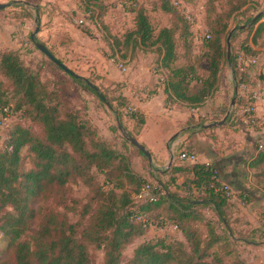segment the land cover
<instances>
[{
    "label": "trees",
    "instance_id": "16d2710c",
    "mask_svg": "<svg viewBox=\"0 0 264 264\" xmlns=\"http://www.w3.org/2000/svg\"><path fill=\"white\" fill-rule=\"evenodd\" d=\"M253 1L205 0L203 22L209 37L203 38L199 53L194 54L192 24L173 0L150 3L153 9L168 15V25L156 31L147 7L141 5L132 27L121 37L113 36L114 45L155 48L162 54V67L168 71L162 82L165 104L183 102L195 108L220 83L228 57L225 38L229 34L231 40L236 37L231 25L239 27L244 20L249 24L247 29L254 32L253 40L262 35L264 15L254 20L250 12ZM78 8L95 21L108 12L109 5L107 0H79ZM238 57L232 55L228 60L236 70L234 81L240 88L243 81H248V73L240 77ZM180 58L184 61L178 64ZM202 62L207 65L205 73L199 69ZM49 63L61 69L52 60ZM70 77L107 99L114 108L91 78L93 85L71 74ZM48 86L42 72L25 63L18 50L2 49L0 108L11 106L12 112L21 111L23 119L6 128V145L0 150V234L8 241L6 247H0V264H97V249L104 251L103 264H228L222 253L212 249L220 238L215 233L204 238L195 225L201 219L199 208L211 206L228 223L224 208L229 196L215 161H176L168 171L171 179L160 185L163 190L152 188L156 200L141 203L139 194L148 182L133 169L132 158L100 137L82 108L62 114L60 96ZM117 99L124 108L126 97L120 95ZM239 110L234 109L227 120L236 121L241 116L237 114ZM115 111L120 118V111ZM131 118L141 131L146 122L144 113L138 111ZM205 121L198 122L190 115L187 131L214 130L215 127H205ZM235 124L224 123L219 128ZM212 137L218 138L216 134ZM189 150L195 151L193 146ZM248 163L253 168L264 167V145L252 152ZM178 173L184 176L181 183L176 181ZM79 184L88 189L85 198L75 194ZM198 191L203 196L196 197L194 193ZM40 203H49V207L34 229L36 205ZM139 214L147 215V224L136 218ZM150 223L176 226L186 242L150 239L126 256L127 245L143 236Z\"/></svg>",
    "mask_w": 264,
    "mask_h": 264
},
{
    "label": "rangeland",
    "instance_id": "374dc122",
    "mask_svg": "<svg viewBox=\"0 0 264 264\" xmlns=\"http://www.w3.org/2000/svg\"><path fill=\"white\" fill-rule=\"evenodd\" d=\"M15 1L0 0V3H8L7 7L0 9V58L2 49L18 50L25 63L42 72V80L49 84V89L54 93L58 92L61 113L69 109L82 108L93 127L97 129L98 135L128 159L132 158L133 169L144 175L147 182L157 190H163L161 183L171 179L168 171L176 161L190 164L179 155L181 151H190V146L195 150L190 152L201 154L202 160L216 163L220 161V174L225 176L222 180L229 185L231 192L224 208L228 223H224L223 217H220L211 206L199 208L201 219L196 220L195 225L201 230L204 238L209 239L212 233L220 238L212 249L222 253L228 264H239L240 261H244L245 264H264V167L253 168L248 163L251 153H255L260 145H264V130L247 123L245 115L237 117V122L232 118L227 120L233 109H241L242 104H245L242 94L247 92L238 88L234 81L236 70L229 63L228 57L218 87L203 103L195 108L183 102H173L170 105L188 109L189 114L198 122L203 119L207 124L225 118L227 121L225 123L229 122L228 125L236 124L225 129L216 126L212 131L191 133L187 131L186 121L181 118L173 126L176 129L172 133L175 134H171L160 148L156 145L149 147L148 144L153 141L147 135L143 138V128L139 131L131 115L141 112L137 107L138 100L146 102L153 91L147 90L149 79H159L157 85L161 86L167 78L168 71L162 67V54L155 48L152 50L143 46H130L126 49L123 45H114L113 36L121 37L132 27L136 9L141 5L145 4L147 7L156 31L169 24L168 15L159 9H153V5L150 4L152 0H136L138 4L135 0H107L108 12L95 21L78 8L79 0H25L35 4H27L28 7L21 6ZM173 1L185 17L191 14L201 23L202 27L195 28L192 25L194 54L199 53L202 40L208 33L207 27L203 26L205 0ZM250 12L254 17L260 12L264 15V0H254ZM241 21L239 27L231 25V33L234 31L236 34L235 39L231 40V56L240 57L244 54L241 63L246 67L250 90L256 88L258 81L263 83V99L257 108L259 113H264V31L255 41L252 38L254 32L251 33V30L247 29L249 24ZM37 27H40V30L33 40L31 34ZM227 39L228 35L224 41L226 49ZM108 42L112 44L109 45ZM37 43L46 45L57 58L81 76L91 78L100 87L99 92L102 95L106 94L112 101L114 108L107 99H101L90 92L62 68L53 67L49 63L51 60L38 49ZM182 59L180 58L177 63H183ZM206 66L203 62L199 65L201 73H205ZM120 95L127 99L124 108L117 99ZM115 108L120 111V118ZM225 111L227 113L223 115ZM215 118L218 120H213ZM22 119L21 111H14L11 113L10 124L13 125ZM137 120L139 118L135 121L138 122ZM25 123L28 125L26 121ZM0 130L1 150L6 145L7 129L1 127ZM213 134L218 138H213ZM128 136L137 137L151 150L152 164L146 155L134 149L138 148L131 144ZM172 154L174 159L170 166ZM101 179L104 181L105 177L102 176ZM183 180L184 176L181 173L176 174L177 183ZM87 193L85 185L75 186L76 196L85 198ZM194 194L196 197L203 196L199 191ZM48 207L49 203L36 205L34 229L38 227ZM159 238L168 243L186 242L181 229H175L170 223L165 225L152 223L143 236L127 245L125 255L131 256L135 247L143 241ZM7 242L1 233L0 247H6ZM96 254L97 264H103L104 251L97 249Z\"/></svg>",
    "mask_w": 264,
    "mask_h": 264
},
{
    "label": "built area",
    "instance_id": "2783aa9c",
    "mask_svg": "<svg viewBox=\"0 0 264 264\" xmlns=\"http://www.w3.org/2000/svg\"><path fill=\"white\" fill-rule=\"evenodd\" d=\"M186 18L195 28L198 26L202 27V25H200V21H198L195 16L187 14ZM206 36L209 37V34L207 33ZM238 58V68L240 72V77L243 78V74L246 72V67L243 65V63H241V61L244 59V54H241ZM249 85L250 84L246 80L241 83V90H247V92H244L242 94V97L245 99V104L239 111H237V114L245 115V120L247 123H250L264 130V113H259L257 108V105L263 99V83L258 81L256 83V88L252 90L249 89ZM11 113V106H5L3 108H0V128H8L10 126ZM260 146L262 147V145ZM180 158L191 163L199 161V155L197 153L186 150L181 151ZM152 188L153 187L150 183H147L142 187L139 194V200L141 203H144L147 200H156V195L155 193H153ZM223 189L227 191L228 195L231 193L229 185L225 182H223ZM136 218L138 220L144 221L145 224L148 223V217L146 214H139ZM151 224L152 223H150L149 225ZM174 228L177 229L176 226Z\"/></svg>",
    "mask_w": 264,
    "mask_h": 264
},
{
    "label": "crops",
    "instance_id": "0c3cea01",
    "mask_svg": "<svg viewBox=\"0 0 264 264\" xmlns=\"http://www.w3.org/2000/svg\"><path fill=\"white\" fill-rule=\"evenodd\" d=\"M158 81L159 79H149L147 90L153 91L150 92L146 102L138 100L137 107L140 108L141 112L146 116V122L143 127V138L147 135V137L153 141V143L148 144L149 147L156 145L160 148L171 134H175L172 133L173 130L176 129L173 127L175 123L181 118H184L187 122L191 114H189L188 109L185 110L186 108L180 109L177 108V106L175 107V105L172 107L170 104H165L166 93L164 91V84L162 83V85L159 86L157 85ZM198 155L200 160L201 154ZM200 161L204 162L205 160L201 159ZM219 162L220 161L217 162L218 165ZM222 177L225 176L221 175V179Z\"/></svg>",
    "mask_w": 264,
    "mask_h": 264
},
{
    "label": "water",
    "instance_id": "95a60500",
    "mask_svg": "<svg viewBox=\"0 0 264 264\" xmlns=\"http://www.w3.org/2000/svg\"><path fill=\"white\" fill-rule=\"evenodd\" d=\"M15 2H19V3H25V4H29V5H35L32 4L28 1L25 0H16ZM8 6V3H0V9H3L5 7ZM263 14V12H260L258 15L255 16L254 20L258 19L261 15ZM40 30V27H37L36 31L33 32L31 34V38L33 40H35V35L36 33ZM227 43H228V59L231 58V34H229L228 39H227ZM37 47L39 50H41L50 60H52L54 63H56L59 67H61L64 71H66L67 73L81 78L84 81H86L88 84L93 85L88 78L81 76L80 74H78L75 70H73L72 68L68 67L65 63H63L59 58H57L50 50L49 48L44 45L43 43H37ZM231 112V111H230ZM227 117V116H226ZM226 122V119H222L220 121H215V122H211V123H207L205 124V127L208 128H212V127H216V126H220L222 124H224ZM128 140L131 142L132 145H134L135 147H137L144 155L147 156L150 164H152L153 162V154L151 152L150 149L147 148V146L145 144H143L142 142L139 141V139L135 136H128ZM173 159H174V154H172L171 157V162H170V166L173 164Z\"/></svg>",
    "mask_w": 264,
    "mask_h": 264
}]
</instances>
